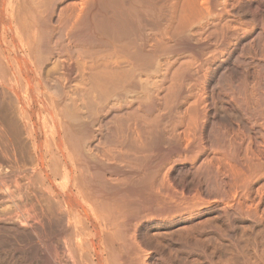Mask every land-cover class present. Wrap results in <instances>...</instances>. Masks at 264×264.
I'll return each mask as SVG.
<instances>
[{
    "label": "bare ground",
    "instance_id": "bare-ground-1",
    "mask_svg": "<svg viewBox=\"0 0 264 264\" xmlns=\"http://www.w3.org/2000/svg\"><path fill=\"white\" fill-rule=\"evenodd\" d=\"M0 264H264V0H0Z\"/></svg>",
    "mask_w": 264,
    "mask_h": 264
}]
</instances>
